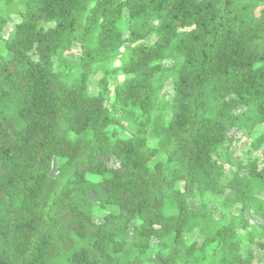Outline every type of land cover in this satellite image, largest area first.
<instances>
[{"label": "trees", "instance_id": "1", "mask_svg": "<svg viewBox=\"0 0 264 264\" xmlns=\"http://www.w3.org/2000/svg\"><path fill=\"white\" fill-rule=\"evenodd\" d=\"M9 1L0 264H264V0Z\"/></svg>", "mask_w": 264, "mask_h": 264}, {"label": "rangeland", "instance_id": "2", "mask_svg": "<svg viewBox=\"0 0 264 264\" xmlns=\"http://www.w3.org/2000/svg\"><path fill=\"white\" fill-rule=\"evenodd\" d=\"M20 1H21V0H10L9 3H10L12 6L14 5V8H15V9H19V8H20ZM3 7L6 8V5L3 4ZM19 20H20L19 15H17V14L12 15L11 22H10V24L6 27V29H5V31H4V36H5V37L8 35V33L12 32V31L14 30V24L17 23ZM124 25H125V22L120 23V24H119V27H120L121 29H123V28H124ZM3 50H4L3 40H0V51H3ZM3 53H5V52L3 51ZM79 54H80L79 46H76L71 52H68V53L66 54V57H67L69 60H77V59L79 58ZM115 63H116L117 65L119 64L118 59L115 60ZM96 79H97V77H93L92 80H91V82H90V92H91V93L94 92V90H95V87H96ZM118 79L122 81V80H123V76H122V75H119ZM164 93H165V94H166V93H169L170 96H172V94H171V93H172V90H171V83H169V84L167 85V88L165 89ZM262 129H263V128H262ZM233 136H234L235 138H238V139H239V138L241 137V133L238 132V131H234ZM250 143H251V139H250V138H249V139H248V138H241V139L239 140V143H238L236 146L232 147V151H236L238 155H241V154L245 153V152L249 149V147H250ZM227 175L230 176V175H231V172L228 171V172H227ZM194 204H195V203H193V205H194ZM257 253H258V258H259L257 261H258V262H259V261L262 262V261H263V255H264V253H261L258 249H257ZM259 253H260V254H259ZM255 264H257V262H255Z\"/></svg>", "mask_w": 264, "mask_h": 264}]
</instances>
